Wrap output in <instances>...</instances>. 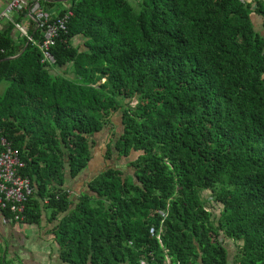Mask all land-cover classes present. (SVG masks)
Wrapping results in <instances>:
<instances>
[{
  "label": "trees",
  "instance_id": "obj_1",
  "mask_svg": "<svg viewBox=\"0 0 264 264\" xmlns=\"http://www.w3.org/2000/svg\"><path fill=\"white\" fill-rule=\"evenodd\" d=\"M69 4L54 66L28 39L9 60L25 45L0 35V138L36 189L25 223L50 210L70 264H264V34L251 20L264 29V1ZM106 130L105 158L133 152L132 173L101 170L73 200L67 178ZM203 192L221 206L215 222Z\"/></svg>",
  "mask_w": 264,
  "mask_h": 264
},
{
  "label": "crops",
  "instance_id": "obj_2",
  "mask_svg": "<svg viewBox=\"0 0 264 264\" xmlns=\"http://www.w3.org/2000/svg\"><path fill=\"white\" fill-rule=\"evenodd\" d=\"M8 2L9 0H0V13L4 11ZM69 2L68 0H41L43 9L54 16H59L64 10H68L70 8ZM259 22H262L261 18ZM17 25L23 27L31 37V33L37 31L36 22L31 15L26 12H16L11 15L10 19L2 22L0 35L10 37L15 46L25 45L23 50L25 51L28 46L26 44L27 37ZM81 46L84 48L83 45ZM107 133L109 134L108 130ZM104 135L101 132L97 135V138H100L99 140L104 138L105 144L103 145L107 147L110 137L108 136L107 139ZM94 143L95 147L96 142L94 141ZM103 155L105 156V154ZM99 159L102 160V158ZM96 166L97 163H95L93 157L88 168L85 170H89L87 175H90V179L85 182H82V179H80L85 171L75 180L67 178L65 186L73 194V200L78 196V192H82L87 183L100 173V168ZM46 203V201L41 202L42 208ZM50 218L51 211L43 209L39 223H16L9 221L4 213L0 211V264H70L64 262L60 257V246L53 232L58 221H52Z\"/></svg>",
  "mask_w": 264,
  "mask_h": 264
},
{
  "label": "built area",
  "instance_id": "obj_3",
  "mask_svg": "<svg viewBox=\"0 0 264 264\" xmlns=\"http://www.w3.org/2000/svg\"><path fill=\"white\" fill-rule=\"evenodd\" d=\"M16 12H26L34 18L41 41L29 36L20 25L17 27L26 35L29 42L39 48L42 64L54 66L56 59L53 48L61 35L67 33L73 13L68 11L64 15L54 16L43 9L41 0H9L4 11L0 13V29L2 22L10 19ZM4 53L5 50L0 49V59ZM25 166L20 151L14 148L5 137L0 138V211L11 213L9 221L16 223L25 222L27 202L36 192L32 180L21 175ZM158 214L161 218L165 217L163 211H159ZM150 235L159 239V235L153 228L150 229Z\"/></svg>",
  "mask_w": 264,
  "mask_h": 264
},
{
  "label": "rangeland",
  "instance_id": "obj_4",
  "mask_svg": "<svg viewBox=\"0 0 264 264\" xmlns=\"http://www.w3.org/2000/svg\"><path fill=\"white\" fill-rule=\"evenodd\" d=\"M140 1L141 0H128L129 4L132 6L134 12H136V13L140 11ZM259 19H258V16H256L255 14H253L251 16V20H252V23H253V26H254L256 32H258L260 34H264V29H263V26H261ZM81 45H83L82 42H81ZM53 70L57 71V69H53ZM9 85H10V83H8V82H2L0 84V94L1 95L6 91V89L8 88ZM112 121L114 124V128L112 131L117 136V135H119V133L122 130L121 114L117 113V114L113 115ZM103 134H105L104 136H106V138L108 139L109 134L107 133V130L103 131ZM115 135H112L114 137L113 139H115V137H116ZM99 139L97 138V135L94 136V141L96 142V146L93 147V149H92V156L95 159V163H97L96 167L100 168V170H104L108 167L118 168V169H121L125 175L132 173V169L128 168L127 163H128V161L133 159V156L135 157L136 155L132 152L130 158L120 159V158H118L117 153H115L113 150V154L111 155V157L106 159L105 156L103 155V154H106V152H107L106 151L107 150L106 145H103V144H105L104 138L102 140H99ZM99 158H102V160ZM88 171L89 170L85 171L83 173V176L80 178V179H82V182H85L86 180L90 179V175H87ZM100 172H102V171H100ZM202 198L205 202L210 204V205H207V207H209V206L212 207L211 209L209 208V210L213 213L214 217L212 220L215 222L217 217H218L219 210L221 209V206L212 202L213 200H212L209 192H203ZM226 244H227V247L229 249L230 261L232 262L236 253H237V244L233 240H227Z\"/></svg>",
  "mask_w": 264,
  "mask_h": 264
},
{
  "label": "water",
  "instance_id": "obj_5",
  "mask_svg": "<svg viewBox=\"0 0 264 264\" xmlns=\"http://www.w3.org/2000/svg\"><path fill=\"white\" fill-rule=\"evenodd\" d=\"M68 1H70V0H68ZM23 52H24V51H23ZM22 54H23V53H21L20 55L14 57V58H10L9 60H11V59H15V58H17V57H20Z\"/></svg>",
  "mask_w": 264,
  "mask_h": 264
}]
</instances>
